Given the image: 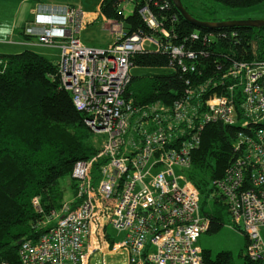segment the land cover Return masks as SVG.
I'll return each mask as SVG.
<instances>
[{"label": "built area", "instance_id": "obj_1", "mask_svg": "<svg viewBox=\"0 0 264 264\" xmlns=\"http://www.w3.org/2000/svg\"><path fill=\"white\" fill-rule=\"evenodd\" d=\"M168 7L169 2L158 0H119L120 13L128 17L138 8L152 33L131 32L124 21L106 17L114 41L93 47L80 39L90 22L85 10L72 4L34 5L24 35L60 50L55 78L71 92L89 128L104 138L97 154L74 164L72 200L45 213L40 198L33 199L36 211L44 214L36 231H45L21 240V264H93L97 254L103 256L99 264H108L106 255L118 253L127 256V264H205L198 239L209 232L211 218L202 212L197 186L189 176L176 174L175 167L189 169L208 123L224 125L236 153L213 184L249 238L248 255L264 264L262 39L245 46L243 34L231 31V39L242 46L237 55L221 45L225 33L194 30L191 39L203 38L232 56L216 69L200 68L198 52L177 42L167 27ZM172 19L178 20L175 14ZM151 51L168 53V68L188 77L171 104L139 103L127 93L134 56ZM109 227L123 237L111 238ZM96 233L106 237L108 252L96 245ZM0 264L10 263L0 259Z\"/></svg>", "mask_w": 264, "mask_h": 264}, {"label": "trees", "instance_id": "obj_2", "mask_svg": "<svg viewBox=\"0 0 264 264\" xmlns=\"http://www.w3.org/2000/svg\"><path fill=\"white\" fill-rule=\"evenodd\" d=\"M158 1L169 2L166 25L177 42L198 52L200 68L207 64V69H216L221 62L231 61L232 56L226 51L217 52L213 44L203 38L190 39L194 30L201 34L225 33L221 45L238 55L242 46L230 37V32L236 30L243 34L245 46L253 39H262L260 49L264 52V27L203 28L186 20L172 0ZM217 1L232 8H249L260 2ZM100 11L109 19L124 21L131 32L144 30L152 33L138 8L124 17L120 13L119 0H102ZM174 14L177 21L172 19ZM133 61L134 66L167 69L172 57L157 51L139 52ZM57 70V63L31 49L0 53V259L10 264H21L19 241L36 239L45 231H36L35 226L44 214L36 211L33 199L40 198L45 213L61 207L65 192L60 180L66 176L72 178L76 161L91 158L98 152L94 133L85 122L86 115L75 106L71 92L60 86L55 78ZM147 76L133 75L127 90L139 103L161 100L171 104L182 94L188 78L179 70ZM225 130L222 123L205 126L201 145L192 154L188 175L200 191L201 203L203 193L210 196L216 193L215 202L228 210L223 196L217 193L219 191L215 192L213 184L215 179L223 176L236 155ZM227 130L233 132V129ZM72 187L75 193L73 178ZM202 212L211 218L209 232H218L223 227L224 216L220 208L205 211L202 207ZM245 239V248L240 254L243 264H262L248 255L249 238L246 234ZM203 256L205 264H235L231 250L220 251L214 257L210 249H205Z\"/></svg>", "mask_w": 264, "mask_h": 264}, {"label": "rangeland", "instance_id": "obj_3", "mask_svg": "<svg viewBox=\"0 0 264 264\" xmlns=\"http://www.w3.org/2000/svg\"><path fill=\"white\" fill-rule=\"evenodd\" d=\"M41 2L47 3H58V4H76L78 6L79 3H83V5L89 10L97 9V1L98 0H40ZM183 4L188 8L190 13L193 15L200 17L202 20L208 21H222L228 19H263L264 18V0H260L257 4L249 8H232L230 6L225 5L224 3L217 0H182ZM30 5H28L29 8ZM79 7V6H78ZM82 39H87L96 45H108L113 42L114 36L111 34V26L106 24L105 22H98L94 26H90L88 29H83L81 32ZM33 38H30L32 40ZM34 40V39H33ZM38 51L48 53L49 58L53 61H57V54L59 50L50 46H40L35 47ZM28 49L27 46L24 45H16L10 48L12 53H20L23 50ZM35 51V50H34ZM41 54V53H40ZM135 68V67H134ZM133 73L136 75H153L156 73H166L173 71L172 69H165L159 67H145V66H136V69ZM147 76V78H149ZM134 88L132 87V90ZM94 133V142L97 147L100 146L104 135ZM176 174H183L187 178H189L188 173L189 170L181 167H175ZM61 186L65 192V201H70L74 195V188L72 187V178L70 176H66L60 180ZM183 183V181H180ZM217 192V191H215ZM219 193V192H217ZM220 194V193H219ZM216 193H213L211 196L206 195V193L202 194V207L205 208V211H212V209H216L217 207L223 211L224 216V225L218 232H207L201 235L198 239V244L204 249H210L213 252V256L223 250H231L234 254V263L235 264H243V258L240 256L242 250L245 248V234L235 225V221L233 220L231 214L227 210L226 207L222 208L215 202ZM109 233L111 234V238H115L116 240L121 239L123 236H116V232L109 227ZM261 234L264 240V227L261 230ZM101 237V240L98 237ZM97 242L96 245L102 246L106 252L108 247L106 245V237L104 235H98L96 233ZM126 255L123 253H118L115 255L108 254L106 257V262L108 264H127ZM98 258H101L100 254L97 255ZM102 262V258H101Z\"/></svg>", "mask_w": 264, "mask_h": 264}, {"label": "crops", "instance_id": "obj_4", "mask_svg": "<svg viewBox=\"0 0 264 264\" xmlns=\"http://www.w3.org/2000/svg\"><path fill=\"white\" fill-rule=\"evenodd\" d=\"M39 1L40 0H0V53H4V54L12 53L13 51H10V48L21 44V45L27 46L28 49L35 50L36 52L41 53L47 58H49L50 55H48V53L38 51L35 48V47L42 46L40 43H38L37 41L33 39L30 40V38L25 36L23 33V29L27 21L32 19V9L34 5L36 4V2H39ZM101 2L102 0L97 1L96 10L87 9L83 5L82 2L78 4L80 8L86 11L87 17L90 18V22L88 23L85 29H88L90 26L96 25L98 22H103V23L105 22L107 24V22L105 21L106 17L100 11ZM54 4H58V3H54ZM28 5H30L29 8H28ZM80 39L86 45L93 46V47H105L109 45V44L108 45H96L95 43H92L91 41L87 39L83 40L81 34H80ZM53 48H56V47H53ZM56 49L59 50L58 48ZM59 56H60V50H59V53L57 54V58H59ZM57 61H53V62L57 63ZM135 69H136V66L134 70ZM133 75H136V74L133 73ZM201 209H202V203H201ZM202 249L205 250L204 248ZM97 255H95L92 258L93 264L101 263V258L103 256L100 254L101 258H98ZM125 257L127 259V256Z\"/></svg>", "mask_w": 264, "mask_h": 264}, {"label": "water", "instance_id": "obj_5", "mask_svg": "<svg viewBox=\"0 0 264 264\" xmlns=\"http://www.w3.org/2000/svg\"><path fill=\"white\" fill-rule=\"evenodd\" d=\"M177 10L182 14V16L193 23L196 26L209 27V28H220V27H237V26H249V27H264V18L263 19H228L222 21H208L202 20L195 16H193L189 10L185 7L182 0H172ZM21 241H19V244Z\"/></svg>", "mask_w": 264, "mask_h": 264}, {"label": "bare ground", "instance_id": "obj_6", "mask_svg": "<svg viewBox=\"0 0 264 264\" xmlns=\"http://www.w3.org/2000/svg\"><path fill=\"white\" fill-rule=\"evenodd\" d=\"M239 27V26H238ZM204 28V27H203ZM226 28V27H225ZM233 28H235V27H233ZM225 32V31H224ZM191 39V38H190ZM188 48V47H187ZM161 53V52H160ZM137 54V53H136ZM128 90V89H127ZM88 159V158H87Z\"/></svg>", "mask_w": 264, "mask_h": 264}]
</instances>
